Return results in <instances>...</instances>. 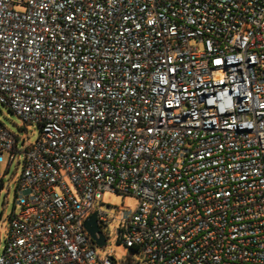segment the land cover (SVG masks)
<instances>
[{
	"label": "built area",
	"instance_id": "2783aa9c",
	"mask_svg": "<svg viewBox=\"0 0 264 264\" xmlns=\"http://www.w3.org/2000/svg\"><path fill=\"white\" fill-rule=\"evenodd\" d=\"M0 103L40 128L0 122V264H119L107 191L128 264H264V0H0Z\"/></svg>",
	"mask_w": 264,
	"mask_h": 264
},
{
	"label": "rangeland",
	"instance_id": "374dc122",
	"mask_svg": "<svg viewBox=\"0 0 264 264\" xmlns=\"http://www.w3.org/2000/svg\"><path fill=\"white\" fill-rule=\"evenodd\" d=\"M0 122L11 132L18 135V137L26 139L29 144H34L40 135V128L38 126L30 124L25 125L18 116L1 103ZM22 171L23 158L18 167H16V163L8 167V154H5V161L0 164V179H3L5 184L2 188L0 198V254L3 253L6 244L10 216L15 208L17 212L20 210V207L15 205V198L17 183ZM8 186L10 187V191L7 194ZM6 195L7 200L5 199ZM138 204V198L133 195L123 196L110 191L105 192L103 204H97L94 210L96 211L100 207L101 211L106 213L108 218L107 225L103 227L105 237L107 238V245L105 247L96 248L101 258H105L112 254L119 264H128L129 260L136 262L142 260L140 253L132 251L130 248L126 247L125 244L119 242V237L116 233L120 225L119 219L121 213L123 211H134Z\"/></svg>",
	"mask_w": 264,
	"mask_h": 264
},
{
	"label": "water",
	"instance_id": "95a60500",
	"mask_svg": "<svg viewBox=\"0 0 264 264\" xmlns=\"http://www.w3.org/2000/svg\"><path fill=\"white\" fill-rule=\"evenodd\" d=\"M84 226L98 247H105L107 245L105 234L98 223L97 212H94L86 219Z\"/></svg>",
	"mask_w": 264,
	"mask_h": 264
},
{
	"label": "trees",
	"instance_id": "16d2710c",
	"mask_svg": "<svg viewBox=\"0 0 264 264\" xmlns=\"http://www.w3.org/2000/svg\"><path fill=\"white\" fill-rule=\"evenodd\" d=\"M132 251H135V252H138L139 253V250L137 249V248H135V247H132V248H130Z\"/></svg>",
	"mask_w": 264,
	"mask_h": 264
}]
</instances>
